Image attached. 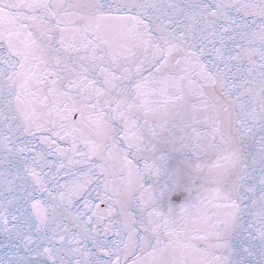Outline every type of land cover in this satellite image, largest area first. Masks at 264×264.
<instances>
[{"label":"snow or ice","instance_id":"snow-or-ice-1","mask_svg":"<svg viewBox=\"0 0 264 264\" xmlns=\"http://www.w3.org/2000/svg\"><path fill=\"white\" fill-rule=\"evenodd\" d=\"M0 264H264V0H0Z\"/></svg>","mask_w":264,"mask_h":264}]
</instances>
